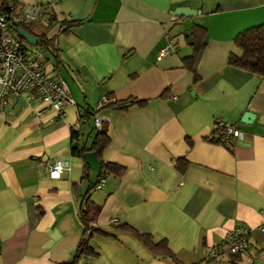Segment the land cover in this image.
<instances>
[{
    "label": "crops",
    "instance_id": "obj_1",
    "mask_svg": "<svg viewBox=\"0 0 264 264\" xmlns=\"http://www.w3.org/2000/svg\"><path fill=\"white\" fill-rule=\"evenodd\" d=\"M18 2L50 4L56 20L48 13L29 30L53 37L44 69L65 79L76 104L59 116L39 98L11 95L0 113V264L74 260L84 233L76 192L88 182L71 133L78 129L79 146L91 142L93 114L80 121L87 108L108 124L104 158L125 171L90 192L101 205L90 239L95 253L76 264H180L122 224L166 239L184 264H264V75L227 61L242 54L236 35L264 23V0ZM184 5L195 13L175 15ZM74 20L81 23L63 32ZM193 24L206 28L197 80L183 65L193 52L185 35ZM171 40L176 51L158 56ZM131 96L147 102L105 105ZM216 119L237 124L241 137L205 139ZM52 163L63 165L60 177L49 176ZM237 225L251 229L248 249L210 258L209 249L225 245Z\"/></svg>",
    "mask_w": 264,
    "mask_h": 264
},
{
    "label": "built area",
    "instance_id": "obj_2",
    "mask_svg": "<svg viewBox=\"0 0 264 264\" xmlns=\"http://www.w3.org/2000/svg\"><path fill=\"white\" fill-rule=\"evenodd\" d=\"M49 8V3H27L19 7L9 3L0 11V113L5 111L11 95L25 96L28 102L39 98L51 106L59 116L64 115L66 105L76 104L65 79L44 69L43 49L23 40L17 31L20 23L39 20L49 13ZM176 43L175 40H171L168 45L161 47L158 56L175 52ZM102 121V117L95 114L96 128L102 126ZM215 130L223 131L222 134L216 135L219 143H226L229 138H238L242 135V130L237 124L222 119H216ZM46 168L50 177H60L63 165L52 163L46 165ZM105 183L106 177L102 176L96 188L102 187ZM117 220L114 218V222ZM258 229L264 234V220ZM250 231L246 225H237L228 230L226 244L211 247L209 257L218 258L224 253L245 252L250 244Z\"/></svg>",
    "mask_w": 264,
    "mask_h": 264
},
{
    "label": "trees",
    "instance_id": "obj_3",
    "mask_svg": "<svg viewBox=\"0 0 264 264\" xmlns=\"http://www.w3.org/2000/svg\"><path fill=\"white\" fill-rule=\"evenodd\" d=\"M0 11L9 3H13L16 7H19L20 4L18 0H0ZM50 19L56 20V16L53 13H49ZM29 22H22L19 25L24 26L26 29L29 30L28 26ZM81 23V21L74 20L72 21V25H68L63 29V32H67L70 26H77ZM68 21L65 19L61 20V25H67ZM18 25V26H19ZM205 36H206V28L199 24H193L191 26V37H192V45H193V52L183 57V65L188 69L194 72V79H198L200 75L198 74L197 67L205 48ZM23 40H25L23 38ZM235 44L242 50L241 55H237L235 53H230L228 55L227 61L238 67L243 69L250 70L252 72L264 75V23L259 25L248 27L242 31H240L235 37ZM53 45V37L47 36L45 34L40 36V41L38 42L37 46L44 47L43 51L45 53V49L50 50L51 52H55V48ZM46 58V55H45ZM146 99H139L137 97H127L124 99H119L115 101H108L105 105L115 106L119 109H126L132 104L138 105H145ZM89 114H93L95 116L94 109H86L85 111L80 110V121L83 119L85 120L88 118ZM222 130H215L209 136L205 137V139L218 142L216 139L217 134H222ZM78 129H72V141L76 142L77 145L73 146L72 151L78 155H80L85 162V169L83 173V179L88 182V186L85 192L82 194L76 192L78 196H81L80 206L78 209V217L82 224L84 225V233L82 238L79 241L78 248L76 251V255L74 260L71 263L67 264H76L79 259H81L84 255L94 254V249L90 245V239L93 232L99 231L96 228V223L98 216L101 211V205L96 203L90 197V192L96 188V185L99 179L102 176L108 177L110 175L113 176H121L122 173L125 171V167L121 164L108 161L104 158V151L108 144L110 143V136L108 133V124L103 119L102 126L100 128H96L93 125L90 135H91V142L89 144H83L82 146L78 145V137H79ZM231 138L228 139V141ZM188 142L192 145V140L188 138ZM231 148V147H230ZM95 151L97 157L101 163V170L98 176H95L91 172L90 165L86 162L85 159V152L86 151ZM178 168L183 170V166L178 164ZM121 229L130 230L148 247L152 250L155 254L166 256L171 258L172 260L184 264L180 262L176 254L170 249L168 242L166 239H161L155 241L151 234L148 233H140L134 230L132 227L122 224L118 226ZM192 264H206V262L200 263H192Z\"/></svg>",
    "mask_w": 264,
    "mask_h": 264
},
{
    "label": "water",
    "instance_id": "obj_4",
    "mask_svg": "<svg viewBox=\"0 0 264 264\" xmlns=\"http://www.w3.org/2000/svg\"><path fill=\"white\" fill-rule=\"evenodd\" d=\"M173 12L175 15H178V16H182V15L188 16V15L195 13L194 9H192L189 5L177 7ZM17 31H18V34L22 38H24L29 44L37 45L38 42L40 41V37L38 35H35L34 33H32L30 30L26 29L22 25H19L17 27ZM185 35L187 36L188 41L191 43L192 42L191 31H188ZM247 117H250V116L248 115ZM76 145H77V143L74 142L73 146H76ZM84 156H85L86 162L91 167L92 174L98 176L100 174V170H101V163H100L99 158L97 157L96 152L93 150L86 151Z\"/></svg>",
    "mask_w": 264,
    "mask_h": 264
},
{
    "label": "rangeland",
    "instance_id": "obj_5",
    "mask_svg": "<svg viewBox=\"0 0 264 264\" xmlns=\"http://www.w3.org/2000/svg\"><path fill=\"white\" fill-rule=\"evenodd\" d=\"M50 33H51V31H49V34H50ZM179 37L181 38L182 41H184L185 38H184V34H183V32L180 33ZM43 48H44V47H43ZM45 51H46L47 54H51L50 50L45 49Z\"/></svg>",
    "mask_w": 264,
    "mask_h": 264
}]
</instances>
